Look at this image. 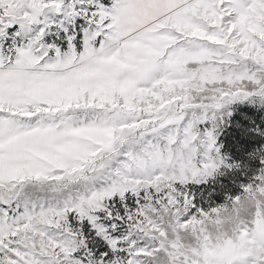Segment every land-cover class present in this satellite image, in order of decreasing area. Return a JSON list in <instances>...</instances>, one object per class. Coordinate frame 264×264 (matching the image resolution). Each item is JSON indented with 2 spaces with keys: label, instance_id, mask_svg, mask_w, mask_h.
I'll use <instances>...</instances> for the list:
<instances>
[{
  "label": "snow or ice",
  "instance_id": "obj_1",
  "mask_svg": "<svg viewBox=\"0 0 264 264\" xmlns=\"http://www.w3.org/2000/svg\"><path fill=\"white\" fill-rule=\"evenodd\" d=\"M0 264H264V0H0Z\"/></svg>",
  "mask_w": 264,
  "mask_h": 264
},
{
  "label": "trees",
  "instance_id": "obj_2",
  "mask_svg": "<svg viewBox=\"0 0 264 264\" xmlns=\"http://www.w3.org/2000/svg\"><path fill=\"white\" fill-rule=\"evenodd\" d=\"M226 131H227V130H226ZM223 139L230 141V139H231V132L228 131L227 134L224 136Z\"/></svg>",
  "mask_w": 264,
  "mask_h": 264
}]
</instances>
